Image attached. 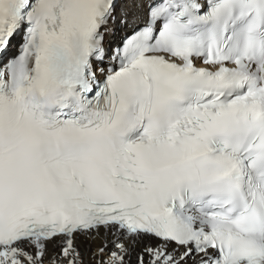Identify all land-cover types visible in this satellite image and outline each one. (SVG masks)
I'll return each instance as SVG.
<instances>
[{"label":"snow or ice","instance_id":"snow-or-ice-1","mask_svg":"<svg viewBox=\"0 0 264 264\" xmlns=\"http://www.w3.org/2000/svg\"><path fill=\"white\" fill-rule=\"evenodd\" d=\"M0 264H264V0H0Z\"/></svg>","mask_w":264,"mask_h":264}]
</instances>
